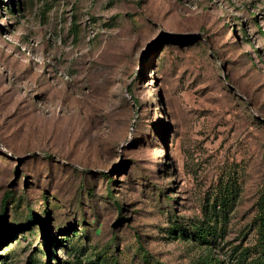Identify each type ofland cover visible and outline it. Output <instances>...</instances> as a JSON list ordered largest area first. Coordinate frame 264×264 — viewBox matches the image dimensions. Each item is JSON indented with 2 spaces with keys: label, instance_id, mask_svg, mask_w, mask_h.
<instances>
[{
  "label": "rangeland",
  "instance_id": "1",
  "mask_svg": "<svg viewBox=\"0 0 264 264\" xmlns=\"http://www.w3.org/2000/svg\"><path fill=\"white\" fill-rule=\"evenodd\" d=\"M263 209L264 0H0V264H258Z\"/></svg>",
  "mask_w": 264,
  "mask_h": 264
},
{
  "label": "trees",
  "instance_id": "2",
  "mask_svg": "<svg viewBox=\"0 0 264 264\" xmlns=\"http://www.w3.org/2000/svg\"><path fill=\"white\" fill-rule=\"evenodd\" d=\"M12 196L13 195L10 192L5 195L4 201H3L4 206L7 204V202L10 200V198ZM116 206H117L118 211L122 213V209H123L122 206L119 203H117ZM121 220H123V216H121ZM1 221H2V219H1ZM260 221H261L260 227H261V234H262V240L261 241H262V249H263V251H262V256L260 257V260H259L258 264H264V209H263V211L261 213ZM31 222H32V218L29 219L27 227H29V224ZM193 230L196 231V234L194 233V236H193L194 238H196L197 235L199 236L200 232L202 231L198 226L194 227ZM181 233H183V230L181 231ZM145 252L147 253V251H145ZM55 259H56V256H55ZM47 264H51V263H47Z\"/></svg>",
  "mask_w": 264,
  "mask_h": 264
}]
</instances>
